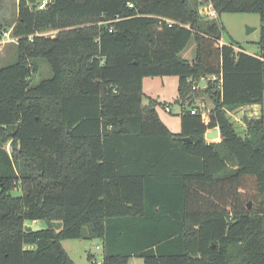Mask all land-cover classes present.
<instances>
[{
    "label": "trees",
    "instance_id": "16d2710c",
    "mask_svg": "<svg viewBox=\"0 0 264 264\" xmlns=\"http://www.w3.org/2000/svg\"><path fill=\"white\" fill-rule=\"evenodd\" d=\"M37 5L18 0L0 25V40L16 39L0 68V264H75L62 242L83 228L101 241L98 264H264V0ZM223 14L259 17L257 56L219 42ZM38 60L51 77L34 83ZM149 77L178 78V134L143 104ZM246 107L241 134L228 113Z\"/></svg>",
    "mask_w": 264,
    "mask_h": 264
},
{
    "label": "rangeland",
    "instance_id": "374dc122",
    "mask_svg": "<svg viewBox=\"0 0 264 264\" xmlns=\"http://www.w3.org/2000/svg\"><path fill=\"white\" fill-rule=\"evenodd\" d=\"M39 1V0H37ZM17 3L18 0H0V25L3 30H10L9 26H6L9 22L16 21L17 17ZM192 5L196 3V0H191ZM206 7H200V9ZM209 8V9H208ZM207 10H210L208 6ZM220 23L224 27L222 34V41L228 43L231 41V37L234 42L238 44L242 49L249 53H259V47L257 41L259 39V17L255 14H223L220 18ZM257 27V28H256ZM256 29V30H255ZM2 30V31H3ZM47 37H55V32L44 33ZM11 37V36H10ZM10 37H1L0 40V68L13 64L16 61V43L9 41ZM221 41V40H220ZM180 56L188 61L194 57V47L191 45L188 49L181 53ZM39 71L35 75L33 82L37 83L41 80L51 77L50 69L45 61L38 60L37 62ZM143 84V104H148L151 100L158 103L156 105V111L161 121H163L173 134L180 132V106L175 104L174 100L177 97L178 78L177 77H149L144 79ZM167 106L171 112H164L163 107ZM194 106L201 110L203 113H207L212 107V103L205 95H199L195 98ZM262 113L264 116V95ZM259 115L261 110L257 112ZM253 115L252 111L248 109L246 112L243 110H236L228 113V117L232 123H234L235 129L239 133H243V117ZM240 121H236V119ZM211 131V130H210ZM220 138L216 140H206L208 142H219ZM8 148V146H7ZM9 150V149H8ZM22 195V189L20 187L11 191V196L19 197ZM25 226L31 228L33 231L44 229L46 223L44 221H26ZM62 246L68 256L75 264H91L88 260V256L94 257L93 262L96 264L102 261V244L100 240H65L62 242ZM128 264H143L141 259L131 258Z\"/></svg>",
    "mask_w": 264,
    "mask_h": 264
},
{
    "label": "water",
    "instance_id": "95a60500",
    "mask_svg": "<svg viewBox=\"0 0 264 264\" xmlns=\"http://www.w3.org/2000/svg\"><path fill=\"white\" fill-rule=\"evenodd\" d=\"M27 2H28V4L34 5L36 3V0H27ZM204 86H205V81L203 80L200 82L199 87L202 88ZM175 104H179V100H176ZM116 131L119 132L120 128L118 127V129ZM68 133H70V131H68ZM205 138L210 139V140H216V139L220 138L219 129L215 128L211 131H208L205 134ZM178 139L182 143H191L190 138L179 137ZM249 207H250V204H249ZM88 238H89L88 231L86 228H83L81 231V239L87 240Z\"/></svg>",
    "mask_w": 264,
    "mask_h": 264
},
{
    "label": "built area",
    "instance_id": "2783aa9c",
    "mask_svg": "<svg viewBox=\"0 0 264 264\" xmlns=\"http://www.w3.org/2000/svg\"><path fill=\"white\" fill-rule=\"evenodd\" d=\"M51 1H52V0H39V1H38V5H37L38 10H43L44 8H46V7L48 6V4L51 3ZM128 6H129V7H132L131 4H129ZM200 13H201L202 15H204V16H207L208 18H211V19L216 17V13H215L214 11H212V10H207L206 8H202V9H200ZM42 35H45V34H42ZM4 36H5V37H8V33H5ZM45 36H47V35H45ZM11 41H15V42H16V39H13V40H11ZM219 42L221 43V41H219ZM221 44H222V43H221ZM199 88H200L199 85L193 87L194 90L199 89ZM164 111L167 112V113H170V109H169L168 107H165V108H164ZM196 112H197V111H196L195 109L191 110V114H193V115L196 114ZM204 138H205V136H204ZM205 140H208V139L205 138ZM209 140H210V139H209ZM206 142H207V143H210V142H208V141H206Z\"/></svg>",
    "mask_w": 264,
    "mask_h": 264
},
{
    "label": "crops",
    "instance_id": "0c3cea01",
    "mask_svg": "<svg viewBox=\"0 0 264 264\" xmlns=\"http://www.w3.org/2000/svg\"><path fill=\"white\" fill-rule=\"evenodd\" d=\"M206 8H208V7H206ZM208 9H209V8H208ZM199 11H200V9H199ZM256 28H257V27H256ZM255 30H256V29H255ZM231 39L234 40L232 37H231ZM257 42H258V41H257ZM221 43H222V44H226V43H224V42L222 41V39H221ZM244 52L247 53V54H250V55H252V56H257V55H258V53L255 55V54H253V53H249V52H247V51H245V50H244ZM143 81H144V80H143ZM143 84H144V82H143ZM176 100H178L177 97H176V99L174 100V102H175ZM178 105H179V104H178ZM165 107H167V106H164L163 109H164ZM248 109H249V108L246 107V108H241L240 110H243V111L246 112ZM262 111H263V110H262ZM164 112H165V111H164ZM170 112H171V110H170ZM158 116H159V115H158ZM236 121L239 122L240 119L238 120V118H237ZM162 122H163V121H162ZM240 122H241V121H240ZM163 123H164V122H163ZM164 124H165V123H164ZM165 126L167 127L166 124H165ZM167 128H168V127H167ZM168 129H169V128H168ZM169 131H170V129H169ZM170 132H171V131H170Z\"/></svg>",
    "mask_w": 264,
    "mask_h": 264
},
{
    "label": "bare ground",
    "instance_id": "6f19581e",
    "mask_svg": "<svg viewBox=\"0 0 264 264\" xmlns=\"http://www.w3.org/2000/svg\"><path fill=\"white\" fill-rule=\"evenodd\" d=\"M203 81V80H202Z\"/></svg>",
    "mask_w": 264,
    "mask_h": 264
}]
</instances>
